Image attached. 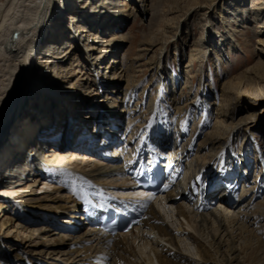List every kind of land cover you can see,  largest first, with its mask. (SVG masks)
Instances as JSON below:
<instances>
[{
	"label": "bare ground",
	"instance_id": "bare-ground-1",
	"mask_svg": "<svg viewBox=\"0 0 264 264\" xmlns=\"http://www.w3.org/2000/svg\"><path fill=\"white\" fill-rule=\"evenodd\" d=\"M129 1L137 3L136 0ZM146 1L148 2V0H139L138 6L135 7L136 11L141 12L142 15L145 12ZM235 2L236 4H233V8L231 7L232 11H228L229 7L226 8L224 5L222 7L225 9L224 14L228 15V19L239 20L242 17L243 21L246 19L251 22L255 19L260 27L264 29V0H247V2L246 0H239V2L236 0ZM139 4L141 5L139 6ZM130 8L134 9V6L129 4L127 0H0V120L3 118V121L0 122V168L3 169L0 170V183H5L3 184L4 187L12 185L9 180L14 176L15 171L14 163L8 166L7 159L10 162L11 160L13 161L19 153L25 154L27 149H32L38 143L39 138L27 135L28 130L31 129V122H45L49 115L52 117L51 114L56 112V108L61 113L68 110L70 114H73L69 110L70 105L77 108L81 106L79 101L87 100V102H91L92 100L93 94L86 96L84 94H77L76 91L74 94L70 85L62 87L60 84L55 87L49 81L46 84L42 81L41 70L45 69V79L54 76L55 78L52 79L54 81L57 76L62 75L63 77H69L67 79L69 81L71 77H78L80 80H78L79 84L76 86H81V80H83L84 86L88 81V77L84 73L89 70L93 72V75H96L98 67L101 65L103 68L100 61L106 59V62L103 64L109 70L112 69L114 63L120 62L122 65L123 62L121 61H125L126 57L122 54V60H118V52L122 51V44L130 36L129 33L126 34L122 30L118 31L114 27L126 21V18L131 13L128 11ZM114 22L116 23L115 26L113 25ZM99 28L102 30L100 37L97 35ZM46 32L50 33L47 37H45ZM261 36L263 37L259 39V43L262 50H264V34H261ZM228 39L233 40L231 36ZM78 40L81 50L77 44ZM232 42L234 43V41ZM260 53V56L263 57L264 51ZM262 64L264 65V62ZM113 77H115L114 72L111 75L109 72L106 79L103 78V80L97 81L99 82L100 90L105 87L101 95L102 100H94L95 102L98 101L96 105L98 108L102 107V105L108 106L107 100H111L116 93L110 87L111 84H114ZM26 83H28L29 89L28 93L25 94L26 91L24 93L22 91L25 89ZM258 85H256L257 88H254L252 85L253 88L244 90L245 97L255 95L258 92L264 98V84ZM86 87L90 88L92 86ZM237 90L239 89L237 88ZM84 91L86 92L87 90L85 89ZM162 92L159 91L161 95L163 94L167 97V95L173 93V90L170 94ZM29 93H34L36 97L27 106L24 103L29 98ZM160 94L159 101L161 100ZM108 95L112 97H108ZM130 97L127 98L126 95L121 105H117L116 101L112 103L113 110L119 111V115L116 120H113L115 126L109 128V133L112 130L118 131L124 126L120 117L125 113L132 116V111L128 110V107H130ZM226 99L227 97L224 95L221 103L217 104V115L220 117L218 118L219 123L225 126L227 124H225L224 119L235 110L233 109L234 107L227 104L228 102L226 103ZM49 101H52V103L50 104ZM160 103L162 101L157 105L164 106L163 103ZM157 105L151 109L153 114L151 112L147 122H145L146 124L149 123L142 130L141 127L140 132L138 130L140 137L136 136L139 141L144 142V139H152L153 143H156L162 149H167V151L173 144L175 148L171 152L174 157H178L174 158V160H178V164L180 162L184 164L185 161L191 160L192 157H195V161L198 158L197 161L201 164L200 169L203 171L200 175L201 178L207 168L206 166L204 167L202 161H199L200 156L194 155L195 149L198 148L200 151L199 146L195 148L194 140L189 141V138L182 145H179L180 147L176 146V144L180 143L179 135L183 136L187 134V132L185 133L187 130L186 121L183 120L180 124V131L177 135L175 131L178 130L174 129L175 125L171 127L167 126L169 123L168 116L166 114L163 115L164 112ZM49 107H52V110L46 113L44 108L49 109ZM252 108L250 106L246 108V118L251 124L259 115ZM93 109V106L89 107L84 113L90 116ZM237 109L238 107H236ZM262 111L264 113V107ZM113 112L115 111L110 112L108 116H111ZM159 120H161V123ZM133 123L134 121L130 117L127 121L128 126H134ZM90 124H92L91 121ZM107 125L106 123L105 126ZM118 126L119 128L115 129ZM133 133L135 134V131ZM5 137H7L6 142L1 146ZM215 138L213 141L212 137H210L211 141L209 144L212 145L213 142L215 144L219 139L218 137ZM16 140H19V143ZM22 141H24V145ZM117 142L118 138L112 142V145L120 146L121 143L118 142L119 144H117ZM39 145L41 146L42 143ZM60 147L64 148V145L61 144ZM109 147L112 146L109 145ZM230 147L232 148V146ZM139 151L138 157H141L142 150ZM217 152L218 149H215L211 156ZM224 153L223 148H220L219 156L215 157L217 159L220 158L218 162L224 161L225 158L221 157H224ZM126 155L123 152L117 155L115 159L109 161L73 162L68 164L72 172L63 168V165L58 160H48L47 163H51L53 172L50 170H45L47 171L45 174L44 172H36L31 176H27L26 181H19L17 189L13 191L17 196V203L12 207L11 203H6L4 196H1L2 194H8L10 191L6 188H0V264H16L18 260L19 262L21 260L23 262L28 260V263L33 262V264H194L190 260L189 263L186 262L188 257L182 255L176 248L172 232L166 227L158 214L160 211L158 209H160L161 205L167 204L161 207V209L170 208L174 203L168 204V202L176 203L179 201V198L185 197L192 204H195V208L200 210V202H204L202 209H205V212L200 210L201 218L199 222L201 224H199L203 225L208 222L211 224V240L217 239L220 235L219 232L222 231H225L226 236L230 238V234L233 233L234 228L232 224L241 218H244L242 219L244 221L246 220V213H243L244 211L234 213L235 211L233 210L249 195H246L247 190L244 187L246 183L243 171L239 175L237 174L238 179L236 183L237 185L239 184L236 190H239L243 183L242 191L239 195L234 193V201H228L227 197L221 198L219 203H223L222 208L216 207L217 200L215 202L208 200L211 196L205 187L203 190L202 186L196 189L194 186H191L192 182L190 179L186 181L184 179L179 183H175V188L168 190L165 195H160V197H156L153 200L144 197L136 199L119 198L107 194L106 189L110 190L108 188H113L117 194H136L133 191L136 185L132 176L130 179H128L129 175L127 177L110 176L113 174L132 173L134 171L133 163H138V160L127 158L126 162H122V156L124 158ZM241 159L240 164L242 168V162L245 159L243 154L241 155ZM260 165L262 167V161ZM224 169L227 170V167ZM185 172L186 170L184 171V175H186ZM216 172L217 170L215 169L210 174L209 179L214 178ZM56 177L70 180L74 185H57L58 187L54 188L55 190L52 194L36 196V186H38L40 180H44L43 184L45 185L48 181L47 179ZM108 177L110 180H106ZM113 177L115 179L112 180ZM122 177L125 180H122ZM193 178L195 183H200L198 177L194 176ZM119 179L120 181L118 182ZM93 180L101 181H96V185H98L96 191L84 188L85 184L93 183ZM78 184L81 185L83 190L77 186ZM60 188H68L67 192H70V195L65 196V201L58 195ZM83 191L91 193L97 200V204L106 201L117 204L128 202L131 205H140L145 209L141 225L136 227V230L132 232L114 236L101 232L95 225L78 226L73 218L76 217L75 215L80 209ZM255 191H258V189ZM144 194L146 193H139L140 196ZM162 197L165 199L164 202L161 200ZM179 204H176L177 215L182 223L185 222L186 226L190 227L189 222L192 220L189 214L190 211H188L184 204L180 202ZM232 207L234 208L231 209ZM170 210L172 211V208ZM240 212L242 213L240 214ZM253 213L250 212L249 216ZM38 214L40 217H37L39 216ZM56 216H61V218L56 220ZM245 227L244 225L243 228ZM217 234L218 236L216 237ZM195 241L199 248V255L202 259L201 263L213 259L209 250L204 248L203 244L199 243L196 238ZM230 242L231 244L227 245V248L229 254L232 255L237 252L238 248L232 245L233 241ZM149 243L152 246L147 249ZM13 245L16 247L12 248ZM40 248L42 249L39 250ZM14 249L17 250V254L12 253ZM34 254H38L39 256L35 258L36 261H34V258H29V255L35 256ZM230 255H227V259H234L236 261V258L230 257Z\"/></svg>",
	"mask_w": 264,
	"mask_h": 264
},
{
	"label": "rangeland",
	"instance_id": "rangeland-1",
	"mask_svg": "<svg viewBox=\"0 0 264 264\" xmlns=\"http://www.w3.org/2000/svg\"><path fill=\"white\" fill-rule=\"evenodd\" d=\"M235 1L236 0H148V2H145V12L142 15L141 12H137L135 9V7L138 6L139 0H136L137 3L127 0L129 4L134 6V9L130 8L128 10L131 13L128 15L124 23L116 28L114 27L118 31L122 30L124 33L126 32V34L129 33L130 37L122 44V51L118 52V60H122V54H124L126 59L125 61H121L123 62V66L120 62L114 63V66L110 70L103 64L106 62V59L100 61L103 68L101 65H98L99 67L95 76L97 77L99 75L97 79L103 80V78L106 79L109 72L110 75L113 72L115 74V77L112 79L114 80V84H111L110 87L116 93L113 97L108 95V97H112L111 100H107L108 105L112 104L113 99L119 103L117 100L118 98L119 100L124 101L126 95L127 98L133 95L131 97L133 103H130L129 101V105L133 106V108L128 107V110L132 111V113L135 112L134 117H132L133 114L132 116L130 115V117L134 121V126L131 127L136 128L132 129V134H134V131L135 134H137L138 130L140 132L141 127L142 130L145 128L144 126L149 123L146 124L145 121L147 122V119L152 112L150 109L153 105V101H155V99L156 101L158 100V95L156 94H158L159 90L166 91L168 94L172 92L171 88L169 92L167 91L169 90L167 82L169 79L168 77H172L174 73H177L178 79H180V84L178 89L173 90L174 92L170 97H178V101L170 102V106L172 107L170 110V108L166 106L170 101V99L167 98V102L163 101L164 106H166L165 109L172 111V115L174 114L173 116L176 118L179 111H181V114L186 113V107H190L191 100L195 98L194 93H197V96L200 95L201 99L205 98L206 100H202L198 107L204 104L206 105V110L208 107H211L214 111L210 118L208 117V125H206V128L197 140V143L201 142L200 145L197 144L199 147H205L207 144L208 146L207 148L200 149V153L198 148L194 151V155L200 156L199 161H202L204 167L206 166L204 162L207 160V157L208 162H210L209 157H211V154L214 152L211 149V153L210 147L212 146L213 148L214 145H219L220 141L218 140L222 137L221 139L223 141V138L228 134L229 130L234 127L236 128L233 132V135L236 132L234 140L235 155L241 151L240 147L242 148L244 144H246V150L250 151L252 157L259 154V152L254 151L251 137L252 132L251 134L246 132V130H249V132L253 131V135L256 137L264 156V113L262 111L264 107V98L258 92L249 97H245V93H243L246 89L248 90L253 87L257 88L256 85L259 84L258 86H260V84H264V68H262V66H264L262 64V62H264V56H260V52L263 53L264 50H262L261 44L259 43V39L263 37L261 34H264V29L260 27L255 19L252 22L246 19L243 21L242 17L239 20L228 19V15L224 14L225 9L222 7H229L228 11H232L233 6L236 4ZM140 5L141 4H139V6ZM128 11H126V13H128ZM115 22L113 24L114 26L116 25ZM101 29H98L97 35H99V37L101 36ZM107 33H109V31H107ZM49 34L46 32L45 37ZM227 35L231 36L233 40H229V36ZM232 41H234V43ZM77 44H80L79 40ZM158 62L159 64H157ZM41 72L42 81L46 84H48L49 81L51 85L55 87L60 84L62 87L70 85L74 94L75 91L77 94H84L86 96L88 94L90 96L93 94L92 100H94L95 93H97V99L95 100H98V98L99 100H102L101 95L103 90H105V87L99 91V88H96V83L94 82L95 77L91 75V73H84L88 77V81L84 86L83 80L80 81L81 86H76L79 84L78 80H80L78 77H71L68 81L67 79L69 77L67 78L60 75L53 81L52 79L55 78L54 76L45 79V69H42ZM174 78H176V76ZM85 85L92 87L87 88ZM249 85L250 87L248 88ZM237 88L239 90H237ZM28 89V83H26V87L22 93L25 91V94L28 93ZM85 89L87 91L83 92ZM201 90L202 93L200 92ZM204 90L206 94H204ZM28 95L29 98L24 103L27 106H29L36 97L34 93H29ZM224 95L227 97L226 103L228 102L227 104H230L234 107L233 109H235L230 116L224 119L225 124H227L226 126L219 123L218 118L220 117L216 115V109L218 107L216 103L220 104ZM167 97H169V95H167ZM249 106L253 107L252 109H255V112L260 115L255 118V121L252 124L246 118V108ZM136 107H139V109H136ZM236 107H238L237 110ZM45 108V112L51 111L50 107L49 109ZM134 108L136 110H134ZM191 109L190 127H194L197 122V120L193 118L195 108L191 106ZM58 111L59 110L56 112ZM199 111L200 110H198V113L196 112V114H199ZM148 112L149 115L144 118L143 116L147 115ZM162 112H164L163 109ZM126 116H128L127 113ZM2 119L3 118H1L0 122L3 121ZM183 120H185L184 117L182 118V121ZM174 129L176 128L174 127ZM172 131L174 132V130ZM179 131L180 129L175 131V133L178 135ZM137 135L140 137L139 133ZM210 137H212L213 141L216 139L215 137H218L219 139L215 144L213 142L211 145L209 144L211 141ZM6 138L7 137L4 138V142L1 146L6 142ZM231 138L232 137L229 139ZM136 142L137 139L134 143L130 144V152L134 151V146L137 144ZM182 142H184L183 139L180 143L182 144ZM215 149L217 150V148ZM136 152L137 151H135L134 154ZM194 158L192 157L191 159ZM197 160L198 158L196 161L192 160L194 164L193 167H195L193 170L190 168V173L188 172L191 176L198 173L200 162ZM224 160H226V158ZM256 170L257 167L255 166L250 177L247 178L248 187L251 188L254 186V190L257 186L261 184L264 185V169L260 170V165H258V171ZM122 178L120 179L125 180L124 177ZM113 179L115 178L113 177L112 180ZM202 179L204 180L203 182H205L207 176H204ZM106 180H110L109 177ZM43 182L44 181L36 186V196L49 195V193L52 194L55 190L54 188L58 187L57 185L60 184L59 179H48V184H45L46 186ZM263 187L264 186H260V188ZM252 191L253 190H249L248 194ZM259 192L260 193H257L256 195L252 192L251 195L245 199L244 203H241L240 207L234 209L231 208L234 211L236 210L234 213L244 211L243 213H246V220L244 221L242 220L244 218H241L232 224L234 228L233 233L230 234V238L226 236L225 231H222L219 232L220 235L217 239L211 240V224L208 222V225H200V213H197V210L194 209L190 201L185 198H181L178 203L168 202V204L174 203L170 206L172 211L168 207L161 209V207L167 204L161 205L160 212L162 216L160 219L163 221L162 217L164 218V222H166V224H164L174 236L176 248L182 253V255L188 257V260L186 259V262L188 263L190 260L194 264H264V189ZM68 194L67 189H60V191H58V195H60L64 201L66 200L65 196ZM239 201H241V199H239ZM179 202L189 207L188 211H190L189 214L192 217V220L189 222L191 225L190 227L186 226L185 222L182 223L177 215L178 210L176 204H179ZM245 206L247 207L245 208ZM242 212H240V214ZM250 212L254 213L249 216ZM37 217H40V215ZM244 225L246 226L245 228H243ZM239 228L241 229L239 230ZM195 238L199 243L203 244L204 248L209 250L213 259L201 263L202 259L200 258L199 248ZM230 241H233L232 245H235L238 248L237 252L232 255L229 254L227 248V245L231 244ZM147 246L148 249L152 245L149 243ZM14 247L16 246L13 245L12 248ZM41 249L42 248L39 250ZM16 252L17 250H12V253L17 254ZM34 255L35 256L29 255V258L35 259L36 257H39L38 254ZM52 255L54 256V254ZM227 255H230V257L233 256V258L235 257L236 261H234V259H227ZM25 262L26 261L23 262V260L19 262L18 260L16 264H28ZM30 264L33 263L30 262Z\"/></svg>",
	"mask_w": 264,
	"mask_h": 264
}]
</instances>
